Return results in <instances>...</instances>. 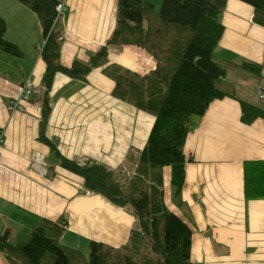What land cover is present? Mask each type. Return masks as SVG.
Here are the masks:
<instances>
[{"label":"crops","instance_id":"1","mask_svg":"<svg viewBox=\"0 0 264 264\" xmlns=\"http://www.w3.org/2000/svg\"><path fill=\"white\" fill-rule=\"evenodd\" d=\"M60 1L64 8L56 28L63 37L61 63L69 67L76 59L89 62L112 34L118 0ZM162 1L151 0L156 6ZM253 13L251 5L228 0L215 57L227 69L225 77L243 61L261 64V72L247 83L257 99L236 95L222 80L227 95L211 102L204 115L191 118L179 195L171 188L166 194L164 185L166 205L193 230L192 264H264V198L247 199L244 194L245 161L264 160V116L249 124L242 120L241 100L264 110V27L254 22ZM0 15L7 24L4 38L15 47H0V232L8 231L17 243L44 221L63 217L60 242L85 256L91 241L126 245L138 226L136 217L130 208L87 191L83 177L61 168L55 150L40 138L42 109L48 98L51 110L44 132L61 155L112 169L122 166L130 151L138 155L144 149L156 117L114 96L116 83L110 74L120 66L147 76L157 68L156 60L136 45L115 46L107 63L86 79L58 72L46 92V61L38 50L45 40L37 15L16 0H0ZM27 78L34 82V92L19 102ZM36 154L45 158L46 174L33 165ZM163 174L169 183L171 168H163ZM0 264H12L2 251Z\"/></svg>","mask_w":264,"mask_h":264},{"label":"trees","instance_id":"2","mask_svg":"<svg viewBox=\"0 0 264 264\" xmlns=\"http://www.w3.org/2000/svg\"><path fill=\"white\" fill-rule=\"evenodd\" d=\"M16 1L33 11L40 22L45 40L41 53L46 61V92L52 88L56 73L84 80L91 70L107 63L110 49L136 45L152 55L157 68L142 76L116 66L110 74L116 83L113 95L156 119L144 149L138 155L130 151L124 165L112 169L95 160L80 162L59 153L44 132L51 110L46 98L41 140L55 150L62 167L83 177L87 191L130 208L138 226L129 242L119 248L91 241L88 259L82 251L60 242L66 227L63 217L44 221L27 240L17 243L11 242L8 231L0 232V251L12 264H192L193 230L166 205L163 168H171L174 194L179 195L186 177L184 145L192 130L191 118L204 115L211 102L227 95L220 87L227 69L216 61L215 49L224 31L221 14L228 0H163L159 16L148 1L118 0L117 24L107 43L89 62L76 59L69 67L61 63L63 37L56 28L61 1ZM240 1L253 7L254 22L264 27V0ZM152 13L162 25L148 26L146 18ZM6 28L0 15V47L14 51V45L4 38ZM240 65L255 73L262 70L258 63L243 61ZM241 106L242 120L247 124L264 116L257 105L241 100ZM244 194L247 199L264 198V160L245 161Z\"/></svg>","mask_w":264,"mask_h":264},{"label":"rangeland","instance_id":"3","mask_svg":"<svg viewBox=\"0 0 264 264\" xmlns=\"http://www.w3.org/2000/svg\"><path fill=\"white\" fill-rule=\"evenodd\" d=\"M145 1H148L152 4H154L153 2H151V0H145ZM154 6L156 8L155 12L157 14L158 10L160 8V5L156 6V4H154ZM152 14L153 15H148L150 17L147 16V18H146V23L148 24V26L153 25V26L157 27V26L162 25V23H161L162 20L158 17L159 15L158 14H157L158 16L154 15L155 13H152ZM117 16H118V11H116V19H115V23H114L115 26L112 30V33H113V31L116 27V24H117ZM163 25H164V23H163ZM215 59H217V58L215 57ZM233 61H234V63L238 62L237 60H233ZM130 71L134 72L133 70H130ZM254 75H255V72H253V71H251L245 67H242L241 65L240 66H233L230 74L227 77L223 78L222 80H223V83L228 90H230V91L235 90L234 92L236 93V95H239L243 98H246L252 102H255V100L257 99V93H256L255 89H249L247 87L248 86L247 83L254 79L252 77ZM25 81H26V79H25ZM61 168L66 172L70 171L64 167H61ZM70 172L72 173V171H70ZM171 184H172V181L165 184V178H164V185H165L166 194L169 193L170 188L174 189L173 184L172 185ZM164 185H163V188H164ZM143 252L144 251H142L141 253L143 254ZM142 254H140V255H142ZM137 256H139V254H137ZM86 259H88V256L86 257Z\"/></svg>","mask_w":264,"mask_h":264},{"label":"built area","instance_id":"4","mask_svg":"<svg viewBox=\"0 0 264 264\" xmlns=\"http://www.w3.org/2000/svg\"><path fill=\"white\" fill-rule=\"evenodd\" d=\"M63 8H64V4H63V2H60L57 5L58 16L62 12ZM44 44H45V42H44ZM43 48H44V45L40 46L39 47V51L42 52ZM34 87H35V84L32 81V79L31 78H27L26 81H25V83H24V85L22 86V90H21L20 94L18 95V101L20 102V101H23V100H28L31 97V95L33 94V92H34ZM2 136H3V133L0 132V148L3 145V143H4V140H3V137ZM35 157L38 160L41 161V167L44 170L42 172L44 174H46L47 173V170H48V166H47V163H46L45 158L42 155L39 156V154H36ZM0 160H1V149H0Z\"/></svg>","mask_w":264,"mask_h":264},{"label":"bare ground","instance_id":"5","mask_svg":"<svg viewBox=\"0 0 264 264\" xmlns=\"http://www.w3.org/2000/svg\"><path fill=\"white\" fill-rule=\"evenodd\" d=\"M63 4H64V3H63ZM261 96H262V94H261ZM20 102H21V101H20ZM39 156H41V154H39ZM33 165L36 166V167L41 168V161L38 160V159L35 157L34 160H33Z\"/></svg>","mask_w":264,"mask_h":264}]
</instances>
